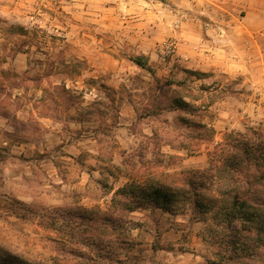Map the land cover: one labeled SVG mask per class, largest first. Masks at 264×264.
<instances>
[{"label": "rangeland", "instance_id": "obj_1", "mask_svg": "<svg viewBox=\"0 0 264 264\" xmlns=\"http://www.w3.org/2000/svg\"><path fill=\"white\" fill-rule=\"evenodd\" d=\"M230 1L0 0V264H120L125 230L144 239L158 217L152 236L176 218L180 247L199 235L208 264L229 263L202 237L215 208L204 222L180 206L164 214L142 188L207 168L224 139L264 140V0ZM240 16L258 28L253 41L210 51L209 30ZM184 30L199 31L195 55L216 65H188L169 34ZM132 179L141 186L128 191ZM256 245L250 235L241 261L264 264Z\"/></svg>", "mask_w": 264, "mask_h": 264}, {"label": "trees", "instance_id": "obj_2", "mask_svg": "<svg viewBox=\"0 0 264 264\" xmlns=\"http://www.w3.org/2000/svg\"><path fill=\"white\" fill-rule=\"evenodd\" d=\"M131 60L144 67L139 57ZM214 149L210 166L180 172L170 177L168 184L146 183L141 187L146 191L144 197H151L167 211L173 212L178 206L190 210L191 218L202 222L204 215L215 208L211 215L214 227L202 235L203 239L222 244L227 264H255L241 261L240 253L246 252L250 235L257 247L264 244V140L238 135L216 143ZM177 181L186 188H171ZM133 183L139 185L132 179L128 191H133ZM126 189L123 185L116 192Z\"/></svg>", "mask_w": 264, "mask_h": 264}, {"label": "crops", "instance_id": "obj_3", "mask_svg": "<svg viewBox=\"0 0 264 264\" xmlns=\"http://www.w3.org/2000/svg\"><path fill=\"white\" fill-rule=\"evenodd\" d=\"M227 1L231 2L230 0H227ZM236 1L237 0H234V2ZM240 17L235 18L236 22L235 24H233V26H231V28H228V29L221 28L220 30L210 29L209 34L213 37V40H210L206 47L209 48L210 51L214 52V50L216 49L218 50L222 47L220 43L223 42V44L225 45L224 51L226 53L227 51H230V48L228 47L227 44L232 43V41L234 43H239L241 45L243 42V39L250 36V39L252 42L254 38V33L256 32L258 28L254 26H250V27L245 26L243 28L242 27L243 16H240ZM169 34L173 36L174 35L179 36L180 40L177 44L178 51L179 49L181 52L182 50L184 51L186 50L187 53L185 56L187 55L190 56L189 58L186 59L188 65L190 66L191 65L192 66H204L205 65L209 67L213 66L212 64L216 65L215 62L217 61L218 57H215L214 59V56H212L211 54L205 53V55H208L207 61H201L200 57L195 55V53L199 51L196 49H199L198 47L201 46L200 39L198 37L200 36L198 30L195 31L194 33H187L185 32V30L181 32H177V33L176 32L173 33V31H170ZM217 40H220L219 44H217L218 42ZM214 42L216 44H214ZM215 45L217 46L216 48L214 47ZM239 53L241 54V50H239ZM224 56H225L224 57L225 59H223V62L224 61L225 62L223 63V65H225L226 67L232 66L229 63L230 60L227 57V55L224 54ZM180 60L183 61V59H180ZM234 64L236 67L242 66L241 61L239 60L237 62H234ZM114 192H112V194ZM81 208H82L81 211L83 213L85 212V214L86 213L88 214L89 218L87 219H93V217L89 215L92 209H89L87 205H84V207H81ZM161 210H163L164 214H169L167 210H164L162 208ZM127 212L129 214L132 212L139 213L135 209L127 210ZM145 212H148V211H145ZM120 213H121L120 215L117 214L115 215L117 217H113V219H111L113 223H119V222L123 223L125 221L123 220V218L126 217V214H124L123 212H120ZM139 214H142V213H139ZM12 215L13 214L11 211V214L9 217L13 218ZM14 218L17 219V216H14ZM80 218L83 219L84 216ZM162 219H164V217H158L155 222L151 221L152 223H154V228L149 229L150 231H152V233L156 232V227L157 225L159 226V224L162 222ZM137 220L138 222L142 223L144 222L145 219L139 218ZM172 220H178V219L175 218V219H170L169 222L166 221L167 224H166V227L164 228V232L162 233V238L160 237V239H158L159 237L157 236L156 237L152 236V233H150L149 231L148 232L146 231L148 235L146 238L144 239L138 238V235L140 236V233L143 232V229L139 228L138 226L134 228L126 229L125 232L130 234L129 239L132 240V245L131 246L128 245L129 247L127 245H124V243L128 239L125 237L121 238L119 249L115 250L114 253H112V258L116 261H119L120 264H208L205 261V258L202 254L204 244H203L201 237L199 235L194 234L192 236V241L189 243L190 247L188 248L180 247L182 243H180L178 239L180 238V233L182 232L183 229L180 228V225L177 224L176 221H172ZM112 233L115 238L119 237L118 233H115V232H112ZM158 240L161 242L164 241V245H160L162 243L159 244ZM99 259H102V258L99 257ZM105 259L107 260V258Z\"/></svg>", "mask_w": 264, "mask_h": 264}]
</instances>
